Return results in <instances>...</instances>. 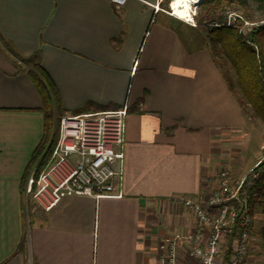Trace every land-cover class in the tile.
Segmentation results:
<instances>
[{"label": "crops", "instance_id": "1", "mask_svg": "<svg viewBox=\"0 0 264 264\" xmlns=\"http://www.w3.org/2000/svg\"><path fill=\"white\" fill-rule=\"evenodd\" d=\"M156 1L0 0V264H155L161 239L196 228L180 200L207 194L221 169L246 173L241 106ZM35 64L63 115L127 101L120 197H67L49 212L25 203L21 177L43 133ZM179 247V264H194Z\"/></svg>", "mask_w": 264, "mask_h": 264}, {"label": "built area", "instance_id": "2", "mask_svg": "<svg viewBox=\"0 0 264 264\" xmlns=\"http://www.w3.org/2000/svg\"><path fill=\"white\" fill-rule=\"evenodd\" d=\"M126 1L110 0L116 8L122 7ZM153 9L176 19L169 0H157ZM195 14L196 9L191 10L189 19L184 22L195 27ZM261 24L245 21L240 11L226 8L219 17L211 18L206 26H237L238 34L244 40L252 28ZM127 115L126 101L117 110L60 117L50 162L36 178L30 174L24 195L44 212L72 196L96 200L120 197ZM117 162L115 169L113 165ZM256 165L239 179H233L228 170L221 169L207 194H202L196 201L180 200L191 214L196 228L189 233L161 239L157 243L155 264H179L180 244L185 246L182 256L194 264H244L249 259L253 242V218L249 213L248 200L259 177L254 170ZM205 232L207 237L202 243ZM226 251L229 252L227 258ZM25 264H32L30 255Z\"/></svg>", "mask_w": 264, "mask_h": 264}, {"label": "trees", "instance_id": "3", "mask_svg": "<svg viewBox=\"0 0 264 264\" xmlns=\"http://www.w3.org/2000/svg\"><path fill=\"white\" fill-rule=\"evenodd\" d=\"M251 4L254 5L253 9ZM225 7L239 8L245 21L252 23V13L254 12L261 18V22L264 21V0H201L197 6L199 17L197 16L196 26L187 25L195 35L200 37V42L191 41V43L198 48L205 47L217 67V61L221 64H223V59L228 62L234 73L235 85L241 97L235 94L230 81L224 77L229 89L241 106L243 115H245L246 105L255 116L264 122V23L252 28L249 34L250 42L256 46V50L239 36L237 26L234 25L205 28L206 35L204 36L194 31L197 27L205 26L204 18L216 15L217 10ZM204 37L205 39H203ZM28 77L40 98L43 133L32 151L21 177L20 192L23 196H25L26 180L30 174L33 173L36 178L48 166L57 139L58 121L64 114L59 93L47 73L35 64L28 70ZM256 164L254 170L259 173V177L255 183L254 191L249 197L248 207L252 218L256 211L262 216L258 237L264 261V158ZM25 197L27 198L25 203L30 204L32 201L30 197ZM251 225L253 229V221ZM228 255L229 252L226 251V258Z\"/></svg>", "mask_w": 264, "mask_h": 264}, {"label": "rangeland", "instance_id": "4", "mask_svg": "<svg viewBox=\"0 0 264 264\" xmlns=\"http://www.w3.org/2000/svg\"><path fill=\"white\" fill-rule=\"evenodd\" d=\"M251 6L253 9L254 5L251 4ZM233 8H231V9H233ZM193 9H196V14H195V18H194L195 24H196L197 16L199 17L198 9L196 6H193L192 10ZM224 9H226V7L222 8L220 10H217L216 15H213L212 17L208 16L207 18H204L205 26H202L201 28L197 27L194 31L201 36L206 35L205 28L206 29L208 28L206 26L207 23L210 22L211 18L213 19L215 17H219L221 11ZM227 9H229V8H227ZM235 9L240 11V9L237 7H235ZM179 21L185 25H188L184 21H181V20H179ZM252 23H261V18L257 15L256 12L252 13ZM262 23H264V21H262ZM186 27H185V29H186ZM180 29L181 30L184 29V26H181ZM182 31H184V30H182ZM189 32H191V33H189ZM186 33L191 35V41H193L194 43L200 42V37L198 35H195L194 32L187 31ZM249 34L244 38V41L247 44L253 46V44L250 42ZM203 39H205V37ZM254 49L256 50V46ZM222 63L223 64H221L219 61H217L219 69L221 70L223 75L227 78V80L230 81V83L234 89L235 94L237 96L241 97L239 95V92H238L237 87L235 85V76H234V73H233L230 65L224 59H223ZM244 114H245L244 115L245 121H244V128H243L244 131L242 133L247 136V138H246L247 140L245 141L246 144L244 145V149H243L242 153H240L239 155L236 156L237 159L235 158V161L238 163V167L240 169H242L244 171L246 170L245 172H247L248 168H250L252 165H254V163L256 161L264 158V122L261 119H259L257 116H255L251 112V109L246 105L244 108ZM239 173L242 174V172H239ZM231 176L233 177V179H239L240 178L238 173L233 174ZM253 216H254L253 217L254 218L253 219V229H252V234H251V238L253 239V242L251 243L252 250L248 254L249 259H247L244 264H264V262L261 261V259H260V258H263V256H262L263 253H262V250L260 247V242H259V237H258V230H259V227L261 224L262 216H261V214L258 213V211H256Z\"/></svg>", "mask_w": 264, "mask_h": 264}, {"label": "bare ground", "instance_id": "5", "mask_svg": "<svg viewBox=\"0 0 264 264\" xmlns=\"http://www.w3.org/2000/svg\"><path fill=\"white\" fill-rule=\"evenodd\" d=\"M201 0H169L170 7L176 19L186 21L189 19L193 6Z\"/></svg>", "mask_w": 264, "mask_h": 264}, {"label": "water", "instance_id": "6", "mask_svg": "<svg viewBox=\"0 0 264 264\" xmlns=\"http://www.w3.org/2000/svg\"><path fill=\"white\" fill-rule=\"evenodd\" d=\"M196 6H198V5H196Z\"/></svg>", "mask_w": 264, "mask_h": 264}]
</instances>
